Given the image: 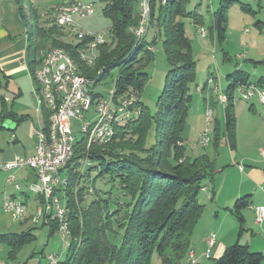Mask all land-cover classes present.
I'll return each mask as SVG.
<instances>
[{
  "label": "trees",
  "instance_id": "1",
  "mask_svg": "<svg viewBox=\"0 0 264 264\" xmlns=\"http://www.w3.org/2000/svg\"><path fill=\"white\" fill-rule=\"evenodd\" d=\"M14 1L22 18V0ZM100 1L102 14L110 22L111 44L97 48L92 67H87L78 57L82 43L71 45L66 41L69 32L58 29L54 22L48 26L30 4L31 37L28 39L27 62L30 76L34 78L41 51L59 48L77 65L79 74L87 78L99 81L110 69H116L112 98L113 103H117L120 97L129 94L140 97L148 82L143 68L153 59L148 47L161 42L169 70L156 100L154 114L140 100L141 112L116 125L109 143L94 145L86 153L84 140L75 141L72 158L63 168L67 171L63 191L67 199L71 242L64 261L58 264H150L154 253L160 264H178L188 252L189 239L202 213L198 202V195L204 188L202 181H212L215 171L213 161L205 154L187 158L181 137L191 104L190 86L195 82V70L191 46L179 18H192L197 26L201 19L196 13L187 12L188 0H151L148 28L156 33L151 41L143 39L137 44L131 33L137 23V1ZM162 1H165L163 5ZM225 13L226 6L221 5L213 14L210 29V37H215L219 44L224 41ZM237 76L227 77L229 84L223 94L226 97L224 129L232 147L236 123L233 92L238 84H248L247 78ZM256 85L264 86V78H260ZM41 113L46 126L47 115L44 111ZM5 117L12 116L2 111L0 118ZM151 130L155 142L146 148V138ZM219 139L220 131L215 126L213 147L217 146ZM86 155L91 164L87 168L88 174L93 169L97 171L96 177L109 175L118 179L121 196L128 200L126 205L122 207L115 202L110 210L106 201L93 200L89 205L81 206L84 194L77 188L80 171L76 175L72 171L79 168V162ZM74 188L76 192H73ZM248 206V198H241L235 201L231 210L238 223V238L244 232L242 212ZM120 214L117 229L121 235L118 244H113L108 234L114 235L112 225ZM48 224L51 235L56 232L57 224L55 221ZM33 241L35 237L30 231L0 234V245L8 248L10 260ZM212 264H264V256L250 252L247 246L237 241Z\"/></svg>",
  "mask_w": 264,
  "mask_h": 264
},
{
  "label": "rangeland",
  "instance_id": "2",
  "mask_svg": "<svg viewBox=\"0 0 264 264\" xmlns=\"http://www.w3.org/2000/svg\"><path fill=\"white\" fill-rule=\"evenodd\" d=\"M66 1L22 0L21 19L26 28L27 38L30 39L31 37V20L28 14L30 4L34 5L41 19L49 26L51 22L53 23L51 15L54 8ZM80 1L83 4H90L94 9V15L83 18L76 17L75 23L78 29L86 33L101 35L104 38L105 45L109 46L111 44L110 22L102 14L103 4L100 0ZM221 5L226 6V23L224 41L219 44L215 37H210V29L213 26V14ZM186 10L200 16L201 24L195 25L192 18H179V22L183 25L191 46L195 70V82L190 86L191 104L188 109L185 130L181 136L183 139L182 146L187 158L194 159L205 154L213 161L215 166L212 181L207 179L202 181V185L206 188L198 195L202 213L192 234L196 229L207 230L221 225L226 231H229L230 228H236L235 236L237 237L239 231L238 223L231 213L234 204L231 203L230 208L226 209L221 200L224 199L225 191L227 192L230 185H238L241 179V173L238 168L241 167L243 169L246 166L243 165L244 167H242L240 164L237 167L230 163L231 158L235 156V151L238 154L236 155L237 163L243 158H246L247 161L253 159L255 163H251V166L261 171L264 170V158L260 154V150L264 149V119L261 120L255 114H249V112H245L242 115L239 114L236 117L234 129V146L228 145L224 129V109L222 104L219 103V96L223 94L229 84L228 76L236 74L238 75L237 77H249L251 80L264 77V0L258 2L256 0H188ZM200 28L206 32L204 38L199 35L198 30ZM155 33V30H149L145 40L151 41ZM66 38V41L77 44L74 37L67 35ZM47 46L49 45L47 44ZM154 47L151 48L154 50L151 53H154L153 59L143 68V72L148 76V82L143 88L140 97H138L151 114L155 112V103L162 91L164 77L169 70L161 42H158ZM48 49L46 48L45 50ZM237 56H242V58L238 60ZM224 58H226L225 61ZM259 62L263 63L259 64ZM116 74V69H110L108 73L99 79L94 89L102 96H106L108 92L111 93L113 90V78L116 77ZM209 74L213 75L211 82H208ZM203 90L210 92L215 102L213 106L208 105V109L212 112L211 122L208 127L205 124L204 101L200 95ZM4 96L11 97V91L0 88V97ZM239 103L241 105L242 102ZM255 109L261 113L260 110L262 108L258 101L255 103ZM10 123L8 120L4 121L2 126L5 131H0V133H4L5 136L8 135L6 130L8 129L7 125ZM215 126L219 128L220 139L217 146L213 147V130ZM207 129L209 130V142L207 146H203L200 135ZM76 138L79 139V136H76ZM224 140L225 142L222 143ZM154 142V133L151 130L147 135L145 147H151ZM79 164V168L75 167L73 169V175H76L78 171H80L81 175V162ZM87 168L86 166V169H84V176H87L82 178L77 186L78 189H82L84 194L82 207L89 205L93 200L106 201L110 210L115 206V202H118L122 207L128 203V200L121 196L118 189V179L111 178L109 175L96 177L97 171L92 169L88 174ZM66 172L63 169V179L66 178ZM90 189L93 193L88 192ZM73 190H75L73 192H76L77 189L74 188ZM86 190L88 194H86ZM63 193L62 201L65 202L66 206L67 199L64 191ZM256 193L257 198H264L260 190ZM219 202L220 205L218 204ZM121 217V214L116 217V223L112 225V232L115 236L108 234V238L113 244H118L121 235V231L117 229V223ZM198 223L200 224L197 228ZM29 225L32 226L31 224ZM27 226L20 228L18 224H14L5 232L19 234L24 232ZM32 234L36 237V240L24 246L17 254L15 260L10 261L11 264H23L25 262L30 264L33 256L39 257L41 254L44 256H55L59 259V262L65 259L67 252L63 249L59 235L55 234L48 237L47 230L40 228V225H37L32 230ZM191 237L189 239L188 252L178 264H190L189 262L191 261L192 264H212L214 260H208L209 257H206L207 250L203 254V250H199V247H193ZM195 250L196 255L194 257L192 252ZM0 253L1 257L6 256V248L4 246L0 245ZM198 256L200 257L198 258ZM150 264H160L155 253L151 257Z\"/></svg>",
  "mask_w": 264,
  "mask_h": 264
},
{
  "label": "built area",
  "instance_id": "3",
  "mask_svg": "<svg viewBox=\"0 0 264 264\" xmlns=\"http://www.w3.org/2000/svg\"><path fill=\"white\" fill-rule=\"evenodd\" d=\"M137 1V23L131 30L133 39L136 36L146 38L150 28H145V12L151 10L149 0ZM258 1V0H256ZM94 15V9L90 4H83L80 0H67L65 3L54 8L51 18L58 28H70L71 35H78L80 40L86 44L84 59L91 60L96 53V47L105 45L104 38L98 34L86 33L78 29L74 18L89 17ZM199 31L201 38L206 36L205 31ZM73 45V44H71ZM151 53L154 51L150 48ZM242 56H237L240 60ZM85 67V66H84ZM87 68V67H86ZM38 71L40 83H44V93L50 103L49 123H43L42 127L51 128V139L42 138V127L32 130L36 139L35 152L31 157H15L11 163L1 166L4 171L31 170L35 173L36 182L30 184L27 190L36 195L40 200V206L31 217V223L37 225L40 221L48 224L55 221L57 224L56 233L60 236L63 249L66 251L67 243L71 242L70 234L60 229L62 215L69 214L65 202L62 201V172L61 163L64 155H69L75 148L74 132L84 129V123H92L90 138H85L88 144V151L94 145H102V127H108V118L114 110H123V119H128V114L141 112L140 99L136 95L129 94L120 97L117 103L108 102V95L102 96L94 88L90 87V78L76 74L66 65L61 54L54 53V48L49 51H41L39 54ZM114 79V78H113ZM208 82H211L209 80ZM257 99L264 104V86L254 84H238L233 92V105L239 101L248 102ZM220 95V104H221ZM38 113V109L35 108ZM205 124L209 125L210 117L208 108L204 111ZM74 128V131H73ZM209 130H205L200 135L201 143L207 146ZM86 151V153L88 152ZM261 157L264 158V149L260 150ZM88 163L87 155L81 162V176L77 182L84 178V169ZM242 170L241 167H239ZM13 175L7 178L9 184L14 183ZM14 188L20 190V185L15 184ZM46 189H54L53 204H45ZM1 210L8 215L15 223H22L27 220V208L25 203L14 199L3 200ZM255 222L261 225L264 220V206L253 208ZM215 239L209 235L206 239V257H209V250L214 246ZM46 264H58L59 259L52 255L45 257ZM192 264V261L189 262Z\"/></svg>",
  "mask_w": 264,
  "mask_h": 264
},
{
  "label": "crops",
  "instance_id": "4",
  "mask_svg": "<svg viewBox=\"0 0 264 264\" xmlns=\"http://www.w3.org/2000/svg\"><path fill=\"white\" fill-rule=\"evenodd\" d=\"M31 5L34 7L33 4ZM75 19L76 18H74V21ZM29 44V40L26 36V28L22 22L15 1L0 0V88L10 90L12 95L11 97H0V116L2 111H4L5 114L8 113L12 116L3 119L0 118V131H5L2 126L4 121L8 120L11 122L7 125L8 129L6 131L8 132V135L5 136L4 133H0V234H16L5 232L14 224H18L20 228L28 225L24 232L30 231L32 234V230H34L37 225H40V228H45L47 230L48 237H51L52 235L58 234L56 232L51 235L49 234V224H45L43 221H40L37 225L31 223V217L40 206L39 198L27 190V187L30 184L36 182L35 173L28 169H13L10 171H4L1 169V166L11 163L17 156H33L36 139L32 134V130L39 129L43 126V114L41 111L38 113L35 111L36 103L34 90L36 84L33 81L34 79L32 75L30 76L27 67ZM152 47L154 46H150L148 49ZM262 63L263 62H259V64ZM208 77V81H212L213 75L209 74ZM244 78H247L248 83L256 85L259 79L264 77H260L257 80H251L249 77ZM200 95L204 101V111L209 106L215 104L210 92L203 90ZM239 102H242L241 105H239ZM239 102L234 105L235 119L239 114L242 115L245 112L255 114V116L261 120L264 119L262 118L264 117V107L260 104L262 108L260 110L261 113L257 112L255 109V103L257 102L256 99H252L248 102ZM224 107L225 106L222 108L224 109ZM224 142L225 140L222 141V143ZM226 142L230 145L228 140ZM234 155L235 156L232 157L230 161L232 165L237 167H239L240 164L242 167H244L243 165L246 166L242 170L238 168L241 173V179L238 185L229 186V189L227 192L225 191L224 199H222L221 202L224 207L228 209L230 208L231 203L234 204L236 200L246 197L248 198L249 206L242 212L244 219V232L238 238V236H235L236 228H230L229 231H226L221 225H219L207 230L196 229L192 234L191 241H193V247H199V250H203V254L205 253L204 251L207 250V237L209 235L214 236L215 244L209 250L208 260L219 259L225 249L237 241L240 244L242 243L241 245L247 246L250 252L260 253L264 256V220L261 225H257L252 210L253 208L264 206V198L259 199L256 197V192L258 190L263 193L264 197V170L261 171L253 168L251 166V163H255L253 159L247 161L246 158H243V160H240V162L237 163V151H235ZM10 175H13L15 180L12 184L7 182V178ZM16 183L20 185V190L18 191L14 188ZM203 190H206V188L204 187ZM6 198H17L19 201L25 203L27 208V220L25 222H12L8 215L1 210L2 202ZM218 204L220 205V202ZM199 224L200 223H198L197 228ZM5 248L6 256H0V264H11L10 261H14L17 255L13 260L8 259V248ZM192 255L195 257L196 250L192 252ZM46 256L47 255L44 256L43 254L39 255V257L33 256L30 264H46ZM199 257L200 256H198V258ZM23 264H29V262Z\"/></svg>",
  "mask_w": 264,
  "mask_h": 264
},
{
  "label": "bare ground",
  "instance_id": "5",
  "mask_svg": "<svg viewBox=\"0 0 264 264\" xmlns=\"http://www.w3.org/2000/svg\"><path fill=\"white\" fill-rule=\"evenodd\" d=\"M151 1V0H149ZM165 3V1H162V5ZM149 15H150V10H146L145 12V28H148L149 25ZM54 22V20H53ZM64 29L65 31L69 32V35L74 37L77 41V43H82V48L78 52V57L80 58L81 61L87 66V67H92L95 60H96V53L93 54V58L91 60H85L84 59V51H86V44H84L83 40H80V37L78 35H71V29L70 28H61ZM200 31H204V29L200 28ZM144 39L143 36H136L134 37V41L139 44L142 42ZM101 46V45H100ZM98 47H96L97 50ZM49 50H52L49 49ZM45 50V51H49ZM54 53L61 54L62 59L66 61V65H68L71 69V71L75 72L76 74H79L77 65L73 62V60L67 55L62 49L59 48H54ZM80 75V74H79ZM34 82L36 84V88L34 90V98H35V103H36V108L38 109V112L44 111L47 115V123H49V118H50V103L49 100L46 99V96L44 93V83H40V77H39V71L38 68L34 72ZM97 80L90 79V87L95 88L97 84ZM221 104L224 106L226 103V97L221 94ZM108 102L113 103V98H112V92L110 95H108ZM219 103H220V96H219ZM261 104V103H260ZM264 107V104H261ZM209 110V117H210V122L212 118V112L210 109ZM135 114H128V119L132 118ZM128 119H123V110H114L113 114L110 115V118H108V127H102V144H107L111 141L114 135V127L118 124H122ZM90 132H92V123H84V129H81V131H76L74 132V143L77 140L76 136H79V138H82L85 142V138H90ZM42 138L44 139H51V128L46 127L45 129L42 128ZM209 140H207V145H208ZM85 149L88 151V144L85 142ZM73 155V152H69V155H64V161L61 163V170L66 166V164L71 160ZM83 162V159L80 161ZM86 166H90V161L88 160V163H86ZM65 179L62 178L61 181V188H65ZM62 189V193H63ZM18 191V190H16ZM89 193L92 192L90 189L88 191ZM64 195V193H63ZM54 202V189H46V194H45V204H53ZM60 229H62L64 232L69 233V227H68V219H67V214L62 215V220H60ZM69 247V243H67L66 250Z\"/></svg>",
  "mask_w": 264,
  "mask_h": 264
}]
</instances>
